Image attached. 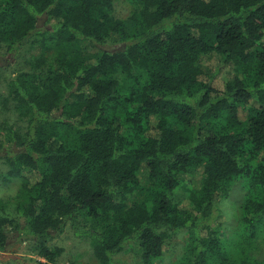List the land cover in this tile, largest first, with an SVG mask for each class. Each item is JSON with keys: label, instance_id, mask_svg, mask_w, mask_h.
I'll list each match as a JSON object with an SVG mask.
<instances>
[{"label": "trees", "instance_id": "obj_1", "mask_svg": "<svg viewBox=\"0 0 264 264\" xmlns=\"http://www.w3.org/2000/svg\"><path fill=\"white\" fill-rule=\"evenodd\" d=\"M131 1L124 20L115 0H0V52L42 50L0 95L16 119L0 124L3 179L21 181L0 203V252L29 242L59 264L69 229L97 264L127 246L163 264L185 233L176 264H264L248 256L264 231V0ZM237 184L229 238L219 203Z\"/></svg>", "mask_w": 264, "mask_h": 264}, {"label": "rangeland", "instance_id": "obj_2", "mask_svg": "<svg viewBox=\"0 0 264 264\" xmlns=\"http://www.w3.org/2000/svg\"><path fill=\"white\" fill-rule=\"evenodd\" d=\"M133 5L131 0H115L114 15L120 19H129L132 15ZM36 40L31 37L29 42L23 48L19 56L8 57L0 52V95H6L9 80L12 79L18 72L29 71V60L34 59L40 55L42 50L38 45L31 46L32 41ZM82 53L87 57H95L100 52V49L91 42L81 43ZM200 65L204 72L212 76L217 63L210 56H204L200 60ZM16 119L4 113H0V124H13ZM51 146L56 147L57 142L52 143ZM8 171L7 166L0 161V203L12 209L13 203L18 198L21 190V181L13 179L5 181L3 175ZM187 193L186 187H182L178 196L183 198ZM244 195V190L241 184H237L229 194L227 199L219 203V221L223 223L224 230L229 238L231 234H235L238 227V208L241 204ZM10 214V213H9ZM13 216V215H12ZM187 234H177L171 243L170 248L166 251L163 257V264H176L182 255ZM53 245L62 247L64 254L59 261V264H97V260L93 253V248L88 240H81L75 237L69 229L57 236L53 240ZM249 257L253 261H264V231L256 240L253 247L249 249ZM24 264H36L37 256L34 247L25 242L16 248V253L0 252V264H17L18 259ZM116 264H141L137 248L127 246L123 252L114 258Z\"/></svg>", "mask_w": 264, "mask_h": 264}]
</instances>
